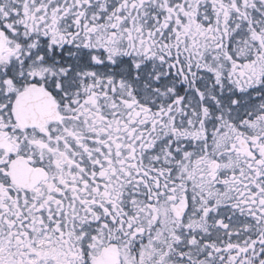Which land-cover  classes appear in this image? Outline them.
<instances>
[{"label":"snow or ice","instance_id":"obj_1","mask_svg":"<svg viewBox=\"0 0 264 264\" xmlns=\"http://www.w3.org/2000/svg\"><path fill=\"white\" fill-rule=\"evenodd\" d=\"M0 264H264V0H0Z\"/></svg>","mask_w":264,"mask_h":264}]
</instances>
